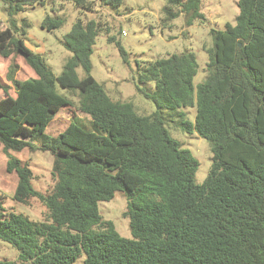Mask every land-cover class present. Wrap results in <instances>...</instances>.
Instances as JSON below:
<instances>
[{"label": "trees", "instance_id": "obj_1", "mask_svg": "<svg viewBox=\"0 0 264 264\" xmlns=\"http://www.w3.org/2000/svg\"><path fill=\"white\" fill-rule=\"evenodd\" d=\"M202 0H167L163 22L181 15L187 25L204 19ZM93 11L96 4L118 9L123 0H74ZM45 0H0L7 24L0 22V55L23 56L36 77L16 78L10 66L0 82V143L7 171L16 172L14 200L39 198L43 220H32L3 206L0 192V240L18 251L0 264H264V0H239L235 24L211 30L205 79L193 51L137 62L138 90L155 105L139 113L132 101L114 100L92 74L97 36L105 30L96 19L81 17L63 36L72 53L59 75L25 43L29 23L18 15ZM67 21L46 15L43 28L53 31ZM109 33V29L105 30ZM124 61L128 53L114 35ZM84 75L80 77L78 68ZM153 82L154 86H149ZM78 98L86 116L75 115L57 135L47 126ZM195 107V121L187 108ZM174 123L197 132L211 145L206 180L196 182L199 160L170 132ZM48 150L54 155V184L47 194L32 184L33 170L12 151ZM125 193L132 238L103 220L102 201Z\"/></svg>", "mask_w": 264, "mask_h": 264}, {"label": "rangeland", "instance_id": "obj_2", "mask_svg": "<svg viewBox=\"0 0 264 264\" xmlns=\"http://www.w3.org/2000/svg\"><path fill=\"white\" fill-rule=\"evenodd\" d=\"M167 0H123L118 9L97 3L93 11L78 8L74 0H45L29 6L18 15L19 22L29 23L26 35L22 38L33 51L40 53L54 74L59 75L64 64L72 53L65 47L63 36L69 32L77 18L85 20L96 19L100 21L105 30L97 36L92 54V74L102 83L108 94L114 100L132 101L139 113H152L156 105L139 92L137 62L153 60L158 56H167L183 51H193L197 56L199 70L194 79V85L202 82L206 77V64L209 59L207 47L213 46L214 39L211 34L213 28L225 29L227 24H235L239 13V0H202L201 12L204 19L196 20L187 25L185 16L181 15L169 23L163 22V7ZM64 15L66 23L59 29L49 31L43 28L42 23L46 15ZM0 22H6L7 15L0 8ZM110 35L116 36L128 53L129 64L120 54L115 42H109ZM18 64L16 78L25 80L36 77L33 68L25 61L23 56L13 53L9 57L0 55V82L9 85L8 93L15 96V88L7 78L12 64ZM80 77L84 75L81 67L78 68ZM154 86V83H149ZM58 91L70 97L72 105L63 107L47 126L46 132L57 135L67 128L75 115L86 116L78 108V98L58 85ZM6 93L0 89V98ZM190 121H195L196 109H186ZM172 136L178 139L184 147L189 148L199 160L196 172V182L203 183L212 165V151L210 142L197 132L184 131L178 125L170 126ZM13 155L24 162H28L33 170V186L40 192L47 194L54 184L52 166L54 155L48 150L12 151ZM7 156L0 143V192L6 195L3 206L6 210L28 216L32 220H43L46 216V207L37 198L28 203L14 200L13 195L18 184L16 172H8ZM128 200L122 191H117L114 198L102 201L99 211L102 219L113 221L121 236L132 238L130 218L125 215L128 209ZM18 251L9 243L0 240V259L15 260ZM85 254H82L73 264H83Z\"/></svg>", "mask_w": 264, "mask_h": 264}]
</instances>
